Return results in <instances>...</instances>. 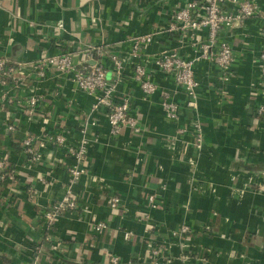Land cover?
<instances>
[{
	"label": "crops",
	"instance_id": "obj_1",
	"mask_svg": "<svg viewBox=\"0 0 264 264\" xmlns=\"http://www.w3.org/2000/svg\"><path fill=\"white\" fill-rule=\"evenodd\" d=\"M187 1L0 0L1 56L30 62L86 47L109 48L124 66L116 98H129L131 112L145 128L141 134L126 128L110 134L106 109L91 111L93 98L52 69L42 81L30 77L20 90L10 89L19 98L42 96L39 116L49 123L39 116L28 122L22 105L0 106V156L6 155L16 172L14 180H0V264H110L112 255L122 264L128 259L144 264L139 259L148 243L180 252L183 240L171 231L182 224L192 228L187 250L205 256V264H264V188L257 183L264 181V113H256L264 97L255 90L263 18H248L221 34L234 56L228 82H220L212 62L200 59L194 65L199 81L195 117L204 136L197 151L190 134H176L177 127L192 121L186 96L155 64L173 48L187 58L199 55L189 46L179 47L176 34L166 31L171 12ZM255 1L264 12V0ZM58 22L63 30L56 29ZM147 33L151 43L138 58L131 57L130 38ZM207 33L200 32V40ZM107 61V77L113 78L111 57ZM136 62L150 73L155 93H142L132 79ZM162 90L179 105L176 123L161 108ZM8 112L20 120L15 132L5 128ZM25 131L38 139L62 131L71 145L87 139L86 172L73 185L78 209L62 213L52 226L45 212L63 196L73 160L65 150L46 146L40 149L42 163L30 162L20 145ZM42 178L49 184L42 185ZM113 194L121 199L120 213L107 203ZM149 194L156 195L158 208L148 207ZM92 216L107 221L108 228L93 230ZM126 231L132 232L128 239Z\"/></svg>",
	"mask_w": 264,
	"mask_h": 264
},
{
	"label": "built area",
	"instance_id": "obj_2",
	"mask_svg": "<svg viewBox=\"0 0 264 264\" xmlns=\"http://www.w3.org/2000/svg\"><path fill=\"white\" fill-rule=\"evenodd\" d=\"M264 12L255 0H189L170 14L169 22L166 26L167 32L176 34V41L179 47L189 46L199 52L194 58L184 57L180 51L173 48L162 52L156 59V67L167 74H171L178 90L186 96V106L192 110V121L186 126L176 128V134H190L193 138V145L197 151L201 150L204 144V136L201 122L195 117L198 109L197 87L199 81L195 77L194 65L200 59L208 60L219 70L220 82L226 83L232 76L231 66L234 60L233 50L230 44L221 38V34L227 28L242 25L246 19L262 15L264 39ZM56 29L63 30V24L58 22ZM55 29V28H54ZM208 30L205 41L200 40V30ZM152 34L147 33L130 38V56L138 58L140 51L152 41ZM104 46L86 47L79 52L67 51L60 54L43 55L30 62H15L6 56L0 55V86L3 89L0 95V106L10 107L15 104L24 106L26 120L34 122L40 115L39 104L42 96L30 94L19 98L9 94L10 89L20 90L27 78L33 77L37 81H42L47 72L52 69L59 75L66 77L75 89L85 92L93 98L91 111L98 108H105L106 119L110 134L117 135L123 129H129L134 134H141L145 131L143 124L131 112L130 100L127 96L116 98V92L120 82L123 80V59L111 55L115 77H107V69L101 63L107 54ZM88 60H94L90 64ZM259 83L256 87L257 93L264 97V43L258 55ZM132 79L136 81L140 90L144 94H153L157 91V85L151 80V75L146 67L139 62L134 64ZM161 108L167 120L172 123L179 121V105L170 98V93L166 90L160 91ZM257 114L264 113V103L256 107ZM44 123H49L47 116H39ZM93 122V121H91ZM90 122V123H91ZM87 124L89 122L87 121ZM20 125V120L14 118L9 112L5 115V128L9 132H15ZM84 130H82V133ZM77 145H71L66 135L61 131L45 133L43 138L38 139L30 131H25L21 138V148L27 158L32 163H42L43 153L40 149L46 146L61 148L72 158L73 164L69 165L68 182L65 186L63 196L54 202L49 210L45 212V220L48 226L64 212L78 209V200L74 195L73 185L86 172L87 139L82 137ZM49 156V155H48ZM56 161V160H55ZM15 170L12 169L6 155L0 156V180L7 178L15 179ZM42 185H48L44 178L40 179ZM258 189L264 188V181L257 182ZM109 208L113 213L122 211L121 199L118 195H110L107 198ZM147 203L150 209L159 207L155 194L147 196ZM144 218L149 219V214H144ZM92 229L96 232L104 231L108 228V222L99 220L95 216L89 219ZM175 238L183 240L178 254H171L166 244L148 243L143 256L139 259L146 264H171L175 261H193L205 264V256L190 253L187 250L188 241L191 238L192 228L187 224H182L171 231ZM132 236V232H124L126 239ZM58 248V243L54 245ZM127 264L131 263L128 259ZM124 261L118 255L110 257V264H122Z\"/></svg>",
	"mask_w": 264,
	"mask_h": 264
},
{
	"label": "water",
	"instance_id": "obj_3",
	"mask_svg": "<svg viewBox=\"0 0 264 264\" xmlns=\"http://www.w3.org/2000/svg\"><path fill=\"white\" fill-rule=\"evenodd\" d=\"M88 62H89L90 64L95 63L94 60H88ZM171 264H200V262H193V261H184V262H180V261H175V262H173V263H171Z\"/></svg>",
	"mask_w": 264,
	"mask_h": 264
},
{
	"label": "trees",
	"instance_id": "obj_4",
	"mask_svg": "<svg viewBox=\"0 0 264 264\" xmlns=\"http://www.w3.org/2000/svg\"><path fill=\"white\" fill-rule=\"evenodd\" d=\"M106 50L108 51V50H110L109 48H106ZM111 55H113L112 53H109V52H107V54L105 55V57H104V59L102 60V64L108 69V67H107V60L109 59V57L111 56Z\"/></svg>",
	"mask_w": 264,
	"mask_h": 264
},
{
	"label": "rangeland",
	"instance_id": "obj_5",
	"mask_svg": "<svg viewBox=\"0 0 264 264\" xmlns=\"http://www.w3.org/2000/svg\"><path fill=\"white\" fill-rule=\"evenodd\" d=\"M202 31H203V30H200V32H202ZM200 32H199V33H200ZM205 40H206V39H205ZM201 41H204V40H201Z\"/></svg>",
	"mask_w": 264,
	"mask_h": 264
}]
</instances>
